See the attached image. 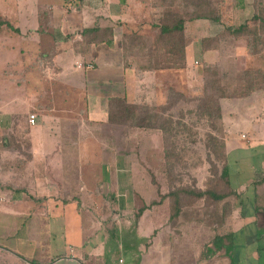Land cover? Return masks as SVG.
Masks as SVG:
<instances>
[{
	"label": "crops",
	"instance_id": "crops-1",
	"mask_svg": "<svg viewBox=\"0 0 264 264\" xmlns=\"http://www.w3.org/2000/svg\"><path fill=\"white\" fill-rule=\"evenodd\" d=\"M170 1L22 0L18 4L19 0H0L2 21L9 20L5 15L21 17L13 19L19 23L10 25L11 30L0 24V264L59 261L55 257L56 248L46 255L40 238L36 239L42 223L46 224L49 246L54 243V236L64 238L66 263L78 264L90 255L82 250L85 247L81 223V212L85 211L82 206L86 203L82 201L85 190L82 182L89 176L92 182L98 181V175L87 168L90 156L95 148L105 144L114 150L112 132L127 134L124 138L127 143L132 135L138 137L145 149V138L155 131L114 124L109 118L110 100L122 98L129 104L156 107L164 103L167 89L182 86L180 81L191 87L199 84L202 76L191 69L202 68L203 63L228 62L225 58L228 48L229 53L244 54L242 41L234 40L233 45L237 46L226 48L222 38L216 47L203 49V38L221 31L220 25L203 19L186 25L191 41L183 65L175 66L153 53V23L161 17L162 6ZM224 1L226 10L227 4L238 5L237 9L224 12L243 21L250 19L252 13L249 16L246 13L252 11V0ZM211 27L217 31L211 32ZM86 29H97L95 39L88 43ZM11 33L17 55L11 53L13 48L8 44ZM131 34L140 39L128 43L124 36ZM23 55L31 56L30 63ZM247 99L253 104L257 126L253 128L255 133H241L245 138L240 134V140L245 145L264 143V91H256ZM30 114L37 115L33 124L29 122ZM84 150H88L89 157L82 164L80 153ZM112 159L113 173L100 176L101 183L104 180L109 185L105 195L99 187L88 189L87 193L91 208L103 213L98 219L90 217L96 226L100 220H109L104 218L107 204L102 205L99 197L108 195L114 199L111 210L114 212H127L135 203L131 200L132 206L126 208L129 194L133 196L135 176L130 173L129 148L115 151ZM231 175L233 195L219 203L214 214L200 204L185 206L177 216L170 217L167 206L160 200L162 192L158 193L155 187L152 210L146 208L136 225L137 229L150 233L152 225L149 222L150 226H146V221L153 218L155 225L149 245L159 243L160 247L151 250L145 246L141 264H146L143 263L146 259L147 264H262L264 257L260 255H264V247L257 245L259 240L264 242V204L258 206L256 200L263 201L264 184L254 190L253 181L264 177V171L251 181L249 189L242 183H234L237 179L233 180ZM245 199L250 200L249 205H245ZM55 207L61 209L54 211ZM57 220L60 225L54 224ZM214 235L224 238V252H212L210 239Z\"/></svg>",
	"mask_w": 264,
	"mask_h": 264
},
{
	"label": "rangeland",
	"instance_id": "rangeland-1",
	"mask_svg": "<svg viewBox=\"0 0 264 264\" xmlns=\"http://www.w3.org/2000/svg\"><path fill=\"white\" fill-rule=\"evenodd\" d=\"M46 2V0H44ZM51 1V0H49ZM229 1V0H228ZM22 0H19L20 4ZM245 2V0H244ZM15 4H13L10 8L14 9ZM237 9L238 5L234 3L233 5L227 4V10L231 9ZM252 8V7H251ZM1 9V7H0ZM226 10L225 6L223 8L224 15L228 18L225 23V25L220 24L219 28L222 31L223 28L226 26H236L239 23H242V19H236L233 17V15L227 14L224 12ZM226 10V11H227ZM252 10V9H251ZM228 12V11H227ZM252 13V11H248L246 13V16H249ZM8 16L9 20H5L6 25H8V29L11 30L10 25H15L16 22L13 19H20L21 17H18L16 15H5ZM233 18V19H231ZM254 25V23H253ZM210 31L214 32L217 31L213 27L210 28ZM221 31L219 32L220 34ZM9 33V31H7ZM14 33H11V36L8 37V44L9 47L13 48V51L11 53L18 54V48L14 47L12 45L13 41V35ZM222 40H225L226 48H228L230 45L236 47L237 44L233 45V39L231 38H224L225 35L220 36ZM235 43V41H234ZM244 43H241L243 45ZM229 49V48H228ZM228 49H226L225 52V58L228 62H223L218 64H212L211 66H214L218 69L219 72V78L221 81V84L224 86L225 89L228 90V92H232L235 84H236V74L240 71L244 70H260L264 73V50L253 56H248L245 52L244 54L237 53L238 51L234 53H229ZM20 50V49H19ZM243 50V46H242ZM25 53L28 54L27 50H24ZM241 51V48H240ZM24 53V54H25ZM23 59L25 61L30 63V57L28 58L25 55H23ZM242 56H245V58H242ZM237 58L240 59L236 63ZM253 59V60H252ZM239 64V66H238ZM216 65V66H215ZM196 66V65H194ZM195 75L200 74L202 76V70L201 68H195L191 69ZM200 72V73H199ZM190 73V72H188ZM191 74V73H190ZM203 79L199 81L198 85L186 86L185 83L180 84L182 86H179L177 90H173L174 92H179L185 97L192 96L193 102H190L188 104L184 102H180L178 105H176L172 110L169 111V113L173 116V126L174 128H178L179 125H177L175 122H178L180 119L183 124V127L180 128V132L177 136H174L176 142L180 143L184 141L185 137L186 139H192L193 142V150L197 153V155L191 156V160L188 161L189 167L193 169H188L187 172H184V169L186 168L185 162L183 161V164H180L178 166V171L180 173H183L181 175V178H183V181L186 184H192L193 180H195V186L201 187L204 183V179L209 174V162L206 159L208 153L207 148L205 147L204 143L202 141L204 134L208 132L209 126L205 118H201L199 113L196 112L197 105L199 103V96H201V87H202V81ZM182 80V78H181ZM170 89V88H169ZM169 89L165 92V101L162 104H159L158 106H149L154 107L156 110H159L160 106L165 105L168 100L167 98L171 96L169 95ZM199 97V98H198ZM198 98V99H197ZM249 99H237V100H229L223 99L221 102L223 103V120L226 127V143L228 148V155H227V162H228V170L229 173L232 174L231 178L237 179L234 183H242L243 185L247 186L249 189V186L251 185V181L260 175V172L264 171V143H261L262 141L258 143H252L250 145H245L240 140V134H250L255 133L253 128L257 126V119L253 117V104H250ZM168 114V113H167ZM166 112L163 113V118H167L168 116ZM264 116V113H263ZM37 119V118H36ZM183 120V121H182ZM261 124H263V121H261ZM185 128V129H183ZM181 130L183 132H181ZM113 133V145L114 150L109 149V147L105 144V146H102L101 148H95L94 154L91 157L89 166H83V169L87 167L90 171V173L94 175H98V181L92 182L90 179V176L88 177V180H84L82 183L84 184L85 190H83L82 194V201L86 200L85 207L81 206L85 210H82V217H81V223H82V243H84V247L79 246V244H74L76 247L81 248L82 250L88 252L85 259L81 260L78 264H141L140 260L141 255L145 249V246H149L151 250H157L160 246L158 244H152L149 245L152 242V231L154 229L155 222L152 219H149L146 221V226H150V223L152 225V230L150 233L143 232V230L137 229V216L140 208L144 207L149 208L152 210V207L154 204H152L154 189L156 187L158 193L166 192L168 188V172L165 169L164 161L162 159L163 157V148L161 145V137L160 133L158 131H154L151 133V135H148V137L145 138V144L147 145L145 149H143L142 142H140L139 138L136 136L130 137L129 143L124 141L125 133L123 134H116ZM221 137V136H219ZM109 139V137H108ZM264 140V139H263ZM186 141V140H185ZM137 142H139L136 146ZM126 147L129 148L131 153V165H130V173L135 174L133 177V184H132V191L133 196L129 194V201L126 208L132 206V201L134 200L135 203L133 204V208L131 210H127V212H114L111 211L114 208L113 200L110 196H104L103 198L99 197L100 201L102 202V205H106L107 214L104 215V218H109L106 220H103V222H99L98 226H96L95 222L90 220V217H94L95 219H98L97 216H103V213H99L91 208V206L88 204L89 199L87 197L88 189L94 190L92 188H103L104 191H102V194L105 195V189L106 187H109L105 185V182L103 180V183H101L100 176L106 177V175H109L113 173V167H112V157L113 153L115 151H122L123 148ZM117 148V149H115ZM89 150V149H88ZM88 150H84L80 153L82 164L85 162V158L88 155ZM183 150V149H182ZM89 157V155H88ZM198 159H200L201 164L198 163L197 165H192L193 162H196ZM219 169H221L222 163H217ZM141 173H143V177L141 178ZM100 174V175H99ZM147 174V175H145ZM84 175V174H83ZM150 175V176H149ZM187 175L188 177H186ZM92 176V175H91ZM128 194V193H127ZM102 196V195H101ZM140 196H143L145 200H143ZM86 197V198H85ZM133 197V198H132ZM88 200V201H87ZM80 202V201H79ZM106 202V204L104 203ZM250 200L245 199V205H249ZM101 205V206H102ZM164 205L167 206L166 201L164 200ZM60 207H55L54 211L60 210ZM144 209V210H145ZM111 211V212H110ZM109 212V213H108ZM99 213V214H96ZM168 213L170 211L168 210ZM168 218L166 213V219ZM58 221V220H57ZM150 222V223H149ZM143 225H145V221L142 222ZM55 225H60V222L58 221L57 224L54 222ZM84 235V236H83ZM40 238V246L44 248V254H48L49 250L54 247L56 248L55 251V257L60 258L59 261H54L53 264H68L66 261L68 260V254L66 251L65 240L63 237L54 236V243H51L49 246V240L47 238V229L46 224L42 223V227L38 230L36 239ZM50 238V236H49ZM258 247H264V242L259 240V243L257 245ZM263 251L260 250V253ZM93 254L94 256H98V258L91 256ZM261 257H264V255H260ZM54 257V256H53ZM123 262V263H122ZM143 263L147 264V259L144 260ZM261 263L264 264V258H261Z\"/></svg>",
	"mask_w": 264,
	"mask_h": 264
},
{
	"label": "trees",
	"instance_id": "trees-1",
	"mask_svg": "<svg viewBox=\"0 0 264 264\" xmlns=\"http://www.w3.org/2000/svg\"><path fill=\"white\" fill-rule=\"evenodd\" d=\"M224 6L226 8L224 0H171L168 5L162 6L163 13L161 17L153 23V30L155 31L153 53L162 55L164 59L175 63V66L183 65L186 47L191 41V38L186 34V25L201 19L217 25H225L228 18L223 13ZM251 7L252 15L250 19L234 27L231 25L226 26L222 29V34L203 38L202 48L212 49L216 47L219 44L220 36L225 35L233 40L242 41L244 51L248 56L261 53L264 50V0H252ZM0 24L7 23L0 19ZM96 30H84L85 42L88 43L95 39ZM124 38L129 40L128 43L140 39L138 35L133 34L129 37L125 35ZM211 65L202 64L201 70L204 80L202 81L201 96H199L201 98L198 97L199 103L196 108V112L199 113L201 118L206 119L210 129L204 134V141H202L209 153L206 157L209 162V174L204 179V184L201 187L195 186V180L192 184H186L181 178L183 173L178 171V166L183 164V161L186 166L184 172L193 169L188 166V161L191 160V156L197 155L196 152L192 151L195 142L185 137L183 138L186 141L176 142L174 136L178 135L183 124L180 119L175 122L179 127L174 128V122L171 120L173 116L169 113L180 102L186 104L193 102L194 97H185L181 93L169 89V95L171 94V96L167 98L169 100L165 105L159 107V110L149 107L145 103L129 104L122 98H115L109 102V118L114 124L129 128L155 130L160 133L163 148L162 159L165 169L168 171L166 172L168 188L166 192H162L160 200L166 201L170 217L177 216L185 206L196 207L200 204L205 208H210L212 214H214L217 212L216 207L219 203L233 195L229 179L221 100L227 98L243 99L256 91H264V73L260 70H244L237 73L236 84L232 92H228L221 84L218 69ZM164 112L168 113L167 118H163ZM181 132L183 131L181 130ZM198 163L201 164L200 159L193 162L192 165ZM217 163H222L221 169H219ZM263 184L264 177L255 179L253 181L254 190H257V187ZM262 193V196H264V192ZM262 200V202L256 200L258 206L264 204V197ZM152 204H154V201H152ZM144 209V207L140 208L137 217L142 214ZM210 241L214 254L218 251L224 252L226 247L223 243V237L218 238L217 235H214Z\"/></svg>",
	"mask_w": 264,
	"mask_h": 264
},
{
	"label": "built area",
	"instance_id": "built-area-1",
	"mask_svg": "<svg viewBox=\"0 0 264 264\" xmlns=\"http://www.w3.org/2000/svg\"><path fill=\"white\" fill-rule=\"evenodd\" d=\"M36 118H37V115L36 114H30V116H29V122L31 124H33L35 122ZM241 138H245V135L244 134H241Z\"/></svg>",
	"mask_w": 264,
	"mask_h": 264
}]
</instances>
